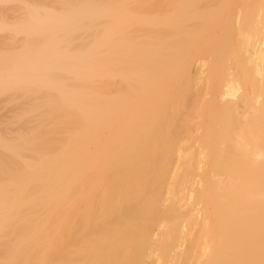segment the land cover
I'll list each match as a JSON object with an SVG mask.
<instances>
[{"label":"bare ground","instance_id":"obj_1","mask_svg":"<svg viewBox=\"0 0 264 264\" xmlns=\"http://www.w3.org/2000/svg\"><path fill=\"white\" fill-rule=\"evenodd\" d=\"M0 264H264V0H0Z\"/></svg>","mask_w":264,"mask_h":264}]
</instances>
